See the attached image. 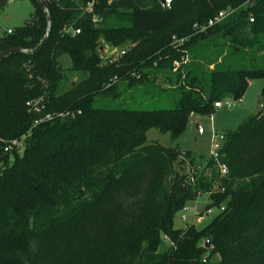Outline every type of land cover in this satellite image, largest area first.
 I'll list each match as a JSON object with an SVG mask.
<instances>
[{"label":"trees","instance_id":"16d2710c","mask_svg":"<svg viewBox=\"0 0 264 264\" xmlns=\"http://www.w3.org/2000/svg\"><path fill=\"white\" fill-rule=\"evenodd\" d=\"M31 1V21L3 36L0 52L44 39L45 11ZM42 1L52 16L43 48L0 59V264H264V110L224 132L218 157L146 137L157 128L175 140L191 113L211 114L264 78V66L228 62L264 49V0H98L91 14L89 0ZM223 10L232 13L196 34ZM105 44L125 53L109 62ZM159 78L175 107L100 102L122 82L167 90ZM201 194L224 210L176 228Z\"/></svg>","mask_w":264,"mask_h":264},{"label":"rangeland","instance_id":"374dc122","mask_svg":"<svg viewBox=\"0 0 264 264\" xmlns=\"http://www.w3.org/2000/svg\"><path fill=\"white\" fill-rule=\"evenodd\" d=\"M33 11L34 6L31 0H0V39L7 35L8 30H16V28L31 21ZM103 47L102 51L106 57H116L121 51L119 48L108 44ZM252 52V49H246L243 52L236 53L230 57L228 62L233 67H263L264 49L257 54ZM60 61L66 69V73H70L69 68L72 66L71 57L65 54L60 58ZM71 77L73 80H78L77 74ZM156 85L167 90H145L143 86L146 85L144 84L127 87V83L122 82L119 86L118 95L105 96L100 99V102L111 107L125 108L158 109L175 107L177 94L171 90L172 86L163 78L157 79ZM263 89L264 78L252 80L241 100L226 97L221 100L223 106L220 108L215 107L214 112L211 114L200 115L195 112L191 113L183 133L177 139L173 140L169 133H163L157 128H151L146 133L147 140L148 142H157L167 147H178L183 151L191 150L197 156L209 155L220 146V144L214 142L215 133L233 130L246 119L259 112L258 106L264 95ZM227 100L233 101L234 104L230 107L227 106L225 104ZM197 124L202 125V135L196 127ZM208 204V194H201L197 200L189 202L186 205V209L176 215L174 220L175 227L186 228L191 224H195L198 228L206 226L218 213V209H214L211 214L207 213ZM196 213L200 216L203 214V219H198ZM182 214L186 215V220H183ZM169 246L170 242L163 238L160 251L168 250Z\"/></svg>","mask_w":264,"mask_h":264},{"label":"built area","instance_id":"2783aa9c","mask_svg":"<svg viewBox=\"0 0 264 264\" xmlns=\"http://www.w3.org/2000/svg\"><path fill=\"white\" fill-rule=\"evenodd\" d=\"M98 3V0H89L88 2H87V4L83 7V10L85 11V12H87V13H94V10H95V6H96V4ZM171 3H172V0H164V7H170L171 6ZM232 13V11L231 10H223V11H220L218 14H216L215 16H213V17H211L208 21H207V23H205V24H203V25H198V24H195L194 25V28L196 29V34L197 33H202V32H206L207 31V29L209 28V27H212V26H214V25H216V24H218V23H220V22H222L224 19H226L230 14ZM100 18L99 17H97V16H95L94 15V17H93V21L94 22H98V20H99ZM251 20H253L252 18H251ZM13 32V30H8V33H12ZM74 32L75 33H80V29H75L74 30ZM189 38L187 37V38H182V39H179V40H176L178 43H183V42H185L186 40H188ZM125 53V51L124 50H121L120 51V53L118 54V55H120V54H124ZM117 55V56H118ZM117 56L116 57H113V56H111V57H107L108 59H109V62H112V61H114V60H116V58H117ZM180 64H181V62H178V61H176L175 62V66H177V67H179L180 66ZM241 100V99H240ZM225 104L227 105V106H232L233 104H234V102L233 101H231V100H227L226 102H225ZM223 106V102H216L215 103V107L216 108H220V107H222ZM47 118H51V116L50 115H48L47 116ZM224 138H225V134L224 133H215V135H214V142L216 143V144H222V142H223V140H224ZM16 142V141H15ZM220 147V146H219ZM219 147L217 148V149H214L213 151H212V153L215 155V157H218V149H219ZM5 150H8V148H6ZM221 172H222V175H226L227 174V172H228V170H227V167L225 166V165H222L221 166ZM186 209V207L183 209V210H185ZM222 210H224V207H221L220 209H218V211H222ZM213 211H214V208H208L207 209V213H209V214H211V213H213ZM196 215H197V218L199 219L200 218V220H202L203 219V214L200 216L198 213H196ZM182 218H183V220H186L187 219V217H186V215L185 214H182Z\"/></svg>","mask_w":264,"mask_h":264},{"label":"water","instance_id":"95a60500","mask_svg":"<svg viewBox=\"0 0 264 264\" xmlns=\"http://www.w3.org/2000/svg\"><path fill=\"white\" fill-rule=\"evenodd\" d=\"M11 1H13V0H11ZM37 1L40 4L41 8L45 11V16H46V18L48 20V28H47V32H46V35H45L44 39L41 41V43L38 45L37 48H35V49L31 50V51L28 50V49H22V48H14V47L7 48V49H5V50L0 52V59H2L3 57H5V56H7L8 54H11V53H18V52L38 53L43 48L44 44L46 43V41H47V39H48V37L50 35L51 26H52V16H51V13H50L49 9L45 5V3L42 0H37ZM161 3L164 6V0H161ZM103 48L104 47H102V49ZM262 110H264V95L262 96L261 101H260L259 106H258V111L260 112ZM196 127L199 130L200 134L202 135V131H203L202 125L201 124H197ZM210 243H211V239L210 238L206 239L205 247H209Z\"/></svg>","mask_w":264,"mask_h":264}]
</instances>
